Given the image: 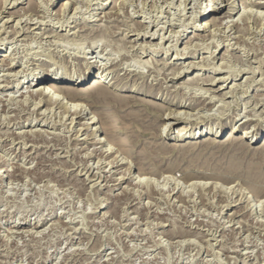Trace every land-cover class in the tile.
Masks as SVG:
<instances>
[{"label": "rangeland", "instance_id": "rangeland-1", "mask_svg": "<svg viewBox=\"0 0 264 264\" xmlns=\"http://www.w3.org/2000/svg\"><path fill=\"white\" fill-rule=\"evenodd\" d=\"M233 1L237 25L204 33L211 6L225 16L232 0H8L0 12V60L29 75L8 78L12 72L0 67V86L9 87L0 89V264H264V207L256 204L264 202V26L256 24L264 8ZM98 70L121 96L108 109L88 103L110 130L100 139L148 173V187L116 165L111 177L110 159L83 139L87 133L59 110L36 106V82ZM221 84L228 87L214 92L217 102L207 108L205 90ZM159 86L169 92L157 103L184 121L141 103ZM132 88L142 95L132 96ZM220 124L222 136L204 143ZM234 126L238 136L261 131L258 141L248 147L229 139ZM188 130L196 139L184 142Z\"/></svg>", "mask_w": 264, "mask_h": 264}, {"label": "bare ground", "instance_id": "bare-ground-1", "mask_svg": "<svg viewBox=\"0 0 264 264\" xmlns=\"http://www.w3.org/2000/svg\"><path fill=\"white\" fill-rule=\"evenodd\" d=\"M16 1V0H14ZM140 1V0H139ZM229 0H227L228 2ZM18 2V0H17ZM128 2V1H127ZM216 2V1H215ZM222 1H220L219 3H215L216 6L220 5ZM250 4H253L257 7H261V8H264V2H260L258 0H249ZM249 2H247L249 4ZM8 3V0H0V6H1V9H0V12H5V10L3 8L6 9L5 5ZM10 3V1H9ZM110 3H113L112 1ZM234 3V1L232 0V2H230V5H228V11L226 12L225 16H221L222 15V11L218 14V10L219 8H213L211 6V10H213V12L209 15V24H205V26H203L201 28V32H204V33H207V32H210L211 28L212 27H215L214 29L215 30H221V29H225L228 27V29H232L231 27H234L235 25H237V20L234 19L233 15H237L238 12H236V10L238 9V7L236 8L235 6H232L231 4ZM67 5H71V2H67V3H63L62 5V8L61 9H65L67 8L66 6ZM209 5V4H208ZM101 7L102 4H101ZM222 7V6H221ZM224 7V6H223ZM244 7L246 8V5H244ZM249 7V6H247ZM168 8V7H167ZM244 8V9H245ZM247 9V8H246ZM29 13V12H28ZM34 13V12H33ZM12 14V13H11ZM32 14V13H31ZM249 14L250 15V12L246 13V15ZM252 14V12H251ZM28 15V14H27ZM109 13H105L104 16H108ZM245 16H242L241 19L244 21H246L248 18H249V15L246 17ZM13 16V15H12ZM28 18V17H27ZM231 19L230 22H227L225 24V26H222L223 25V22L225 19ZM233 18V19H232ZM247 18V19H246ZM255 18H257L255 16ZM21 19V18H20ZM102 19V18H101ZM109 19V18H108ZM29 20V19H28ZM171 20V19H170ZM20 21V20H18ZM17 21V22H18ZM254 21V20H253ZM28 22V21H27ZM255 22H256V19H255ZM9 23V20L6 19L5 21V24ZM174 23V22H173ZM18 24V23H17ZM259 25V27L261 26H264V16L263 17H260L259 19L257 18V23ZM255 24V26H256ZM180 25V24H178ZM209 25V26H208ZM257 25V27H258ZM16 26V25H15ZM158 26V25H157ZM142 27V26H141ZM144 27V26H143ZM142 27V28H143ZM194 27V26H193ZM22 28V27H21ZM142 28H140L142 30ZM27 29V28H26ZM143 29H147V28H143ZM195 30L199 29L197 27H194ZM226 30V29H225ZM256 30V29H255ZM24 31V30H23ZM138 31L140 32V30L138 29ZM27 32V31H26ZM133 32H136V31H133ZM139 32L136 33V36L137 37H145L144 33L143 35L139 34ZM225 31H223L224 33ZM6 33V32H5ZM16 33V32H15ZM212 33V32H211ZM222 33V32H221ZM228 33V32H227ZM133 35V34H132ZM174 35V34H173ZM176 35V34H175ZM197 36H201L199 34H195V37ZM149 37V36H148ZM150 37H153V36H150ZM206 37V35H205ZM139 38V39H141ZM125 39V38H124ZM194 39V38H193ZM168 41V40H167ZM191 44V43H190ZM142 45V44H141ZM140 46V45H139ZM143 46V45H142ZM140 46L141 49H145L147 46ZM151 46V45H150ZM139 47V48H140ZM145 47V48H144ZM158 47V46H157ZM194 47V46H193ZM197 47V46H196ZM216 47V46H215ZM187 48V47H185ZM148 49V48H147ZM152 49V48H151ZM188 49V48H187ZM186 49V50H187ZM139 50V49H138ZM156 50V49H155ZM169 50V49H168ZM183 50V49H182ZM184 51V50H183ZM143 52V51H142ZM176 56H178V52H175ZM181 54V53H180ZM211 54H213L211 52ZM182 56V55H181ZM1 57H4L6 58V56H4V54L1 55ZM180 57V56H179ZM8 59V58H7ZM178 59V57L176 58ZM215 59V58H214ZM13 61V60H12ZM19 62V61H18ZM141 62V61H140ZM165 63V62H164ZM206 63V62H205ZM145 64V63H144ZM204 64V63H203ZM166 65V64H165ZM176 65V64H175ZM189 66H187L188 68L191 67V65H193V63H189L188 64ZM208 65V64H207ZM15 66L16 64H11V63H8L6 61V59H1L0 60V67L1 68H5L6 67V71L8 72H12V75L10 74H5L6 77L10 78L12 77V79H23L24 77L28 76L29 74H25L26 71H15ZM194 67V66H192ZM203 67V66H202ZM215 68V67H214ZM214 68H210L212 69V71L214 70ZM217 69V68H216ZM217 71V70H215ZM219 71V70H218ZM254 71V70H253ZM106 72V71H105ZM135 72V71H134ZM176 72V71H175ZM96 73V72H95ZM94 73V74H95ZM133 73V72H132ZM227 73V72H226ZM21 74H24L23 76H20ZM92 76V74L90 73V71H88L87 73H84L83 75L77 77V78H72V77H65V78H60V77H54V78H45L43 81H47V83L45 82V85H41L39 82H36L34 87H36V96L38 98L37 100V104L36 106L38 105L39 106V109H42L44 106H45V109H47L48 111H58L59 110V114H61V119H63L64 117H66V120L70 121L69 124H73V125H78L80 128L78 129V131H81V132H85L87 133V138H83L84 140L86 139V141L90 142L89 145H92V146H100L99 147V150L101 151V154L105 157V158H108L110 159V161H108V165L106 166V168H109L107 170V173L110 174L111 177L114 176V173L111 172V168H113L112 166L113 165H116V167L118 169H121L122 168H125L122 170V174L125 176H128V177H133L135 176V174L137 173L138 175V184L142 187H148V179L146 178V174L148 173H143L145 171H139L137 170V168L135 167V165L132 166L131 164V161H125L124 159H120L119 156H117L118 154L114 151H112V149H108L106 148V145L104 143H106V139L104 140H101L100 137H105L108 132L110 131L108 128L105 129L103 128L101 122H103L104 119H99L96 114V112L92 111L91 108L92 106L94 105H91V108H90V104L88 105L89 102H92L93 100L94 101H97V104H103L105 108L108 109L109 106H111L109 103V100L113 99L114 101L117 100V98H120L121 96L119 94H117L116 92H113L111 89H110V86H112L113 84L110 85L109 82H105L107 80V78H105L107 75L104 74L103 72H101L100 70L97 71V73ZM137 74V73H136ZM139 74V73H138ZM4 75V74H3ZM34 77H36V74H32ZM106 75V76H105ZM199 76V75H198ZM237 75H233V74H230L229 77L230 78H235ZM93 77V79H92ZM139 77V76H138ZM229 77L225 78H221V79H218V81H221V82H224V84L228 81ZM48 79H50L48 81ZM166 79V78H165ZM213 81L215 80L214 78L212 79ZM198 81H201V84L203 85H214L212 83L208 84V82L200 80L198 79ZM9 83V81H8ZM7 83V84H8ZM198 83V82H196ZM231 82H229L228 84H230ZM228 84L225 86V88H223V84H221L217 90H213V89H207L205 90V93L206 92H210L209 96L206 97L207 101H209V103H207V108H208V105H211L209 107H212L215 106L214 103L216 102H213V98L216 97L214 94L215 93H220V91H223L224 89H226L228 87ZM20 84H17L16 86H13L12 88H17ZM143 85V84H142ZM147 85V84H146ZM216 85V84H215ZM237 85V84H236ZM233 86L230 88V90L228 92H224V93H221V98L220 100H222V98L226 97L227 94L231 93V90H233L234 92V87ZM7 85H1L0 86V89H7ZM240 87V86H239ZM9 88V87H8ZM114 91H119V92H122L124 90L120 89V88H113ZM151 91H148L146 93L143 94V96L145 98H147V100H143L141 101V103H143L145 105V108L147 110H150L152 114H158V115H161V117L165 116V111L166 110H169L170 113H168L165 118L167 119H173L174 123H178L179 121H184L185 118L183 116H180L179 112L176 110H170L169 108H166L165 106L163 105H160L158 104L157 102L158 101H161V102H165V100L167 99V96L162 93L163 91H165L166 93L169 92V90H167L166 87H163V86H159V87H151L150 88ZM201 89V88H200ZM182 90V89H181ZM53 92V94L51 93ZM129 93L133 96V95H139L141 94L140 92H138L136 90V88H132V90L129 91ZM35 94H33V98L35 97L34 96ZM142 95V94H141ZM177 94H173V96H176ZM182 95V94H181ZM183 95H185L183 93ZM182 97H185L183 96ZM202 96V95H201ZM205 96V95H204ZM220 96V95H219ZM136 97V96H135ZM32 98V97H31ZM36 98V99H37ZM200 98V97H199ZM203 98V97H202ZM201 98V99H202ZM8 99V98H7ZM205 99V98H204ZM205 99V101H206ZM14 100V99H13ZM218 100V101H220ZM2 101V100H1ZM0 101V102H1ZM26 101V100H25ZM34 101V100H33ZM122 101V99H121ZM170 101V100H169ZM206 101V102H207ZM9 102V101H8ZM23 102V101H22ZM113 103V102H112ZM111 103V104H112ZM203 103V102H202ZM22 104V103H20ZM219 104V103H218ZM17 105V104H16ZM27 105H28V102H27ZM32 105V104H31ZM34 105V104H33ZM118 105V103H117ZM171 106H175V105H178V106H183L184 104L179 101L178 103H175V102H172L170 101V104ZM199 105V104H198ZM205 106V103L203 104ZM3 106V105H2ZM21 106V105H20ZM30 106V105H28ZM8 107V106H7ZM25 107V106H24ZM190 107V105H189ZM197 107V106H196ZM201 107V106H200ZM4 108V107H3ZM38 108V107H37ZM94 108V107H93ZM195 108V107H194ZM205 108V109H207ZM38 109V110H39ZM202 109V108H201ZM210 109V108H209ZM31 110V109H30ZM61 110V111H60ZM2 111V110H1ZM9 111V110H8ZM7 110H5V113L7 112ZM16 111V110H15ZM18 111V110H17ZM22 111V110H21ZM42 110H40L41 112ZM122 111V110H121ZM35 113V112H34ZM45 114V113H44ZM185 115H187V113H183ZM54 115V114H53ZM238 115V114H237ZM190 116V115H189ZM255 116V115H254ZM102 117V116H101ZM160 117V118H161ZM186 117V116H185ZM60 118V117H59ZM17 119V118H16ZM9 121V120H8ZM18 121V120H17ZM111 125H113L112 127H114L115 123L114 121H110ZM246 121V120H245ZM250 121V120H249ZM7 122V121H6ZM15 122V121H14ZM42 122V121H41ZM108 122V123H109ZM248 122V120H247ZM5 123V122H4ZM3 124V123H2ZM15 124V123H14ZM65 124V123H64ZM247 124V123H246ZM18 125V124H17ZM105 125V124H104ZM166 127H170L168 126L167 124H164ZM163 125V126H164ZM2 126V125H1ZM113 129V128H112ZM185 129H182V131H184ZM261 131H257V130H251L250 133L251 135L248 134H244L243 136H238V133L236 132V129H235V126L233 127V129L231 130L230 134H228V138L229 139H237L241 144L243 145H246L248 147L252 146V143H255L256 141H258L259 139V134H260ZM79 133V132H78ZM222 133H223V126L220 124L219 126H214L212 128H209V132L201 138L202 141L204 143H213V142H216L218 140V137L222 136ZM7 134V132H6ZM9 134V133H8ZM20 134V133H19ZM52 134V133H51ZM99 134H102L101 136H99ZM200 134V133H199ZM11 135V134H10ZM25 135V134H24ZM27 135V134H26ZM36 135V134H35ZM85 135V134H84ZM196 133L195 131L193 130L192 132L190 130L184 132L183 134V137H185V139L183 140L184 142L185 141H192L194 139H196L195 136ZM18 137V136H17ZM28 137H29V134H28ZM42 137V136H40ZM98 137V138H97ZM200 139V138H199ZM26 140V139H25ZM28 140L30 141L31 139L28 138ZM13 141V140H12ZM18 141V140H17ZM182 141V142H183ZM31 142V141H30ZM18 143V142H17ZM202 143V142H201ZM14 144V143H13ZM39 144V143H38ZM31 146V145H30ZM34 146V145H33ZM86 149V148H85ZM29 151V150H28ZM101 156V155H100ZM103 158V157H102ZM3 161V160H2ZM11 164V163H10ZM101 164V163H100ZM19 167V166H18ZM101 167V166H100ZM99 167V168H100ZM0 168H3V165L2 163L0 164ZM95 168V167H94ZM16 169V168H15ZM14 169V170H15ZM2 170V169H1ZM19 170V169H18ZM99 170V169H98ZM103 170V169H102ZM144 170V169H143ZM120 171V170H119ZM18 172V171H17ZM16 172V173H17ZM20 172V171H19ZM24 172H27V171H24ZM32 172V171H31ZM148 172V171H147ZM154 172V171H153ZM4 173H6L4 171ZM23 173V172H22ZM7 174V173H6ZM18 174V173H17ZM16 174V175H17ZM20 174V173H19ZM25 174V173H23ZM34 174V173H33ZM99 174V173H98ZM121 174V173H119ZM22 175V174H21ZM150 175H151V172H150ZM11 176V175H9ZM15 176V175H14ZM163 176V175H162ZM13 177V176H12ZM103 177V176H102ZM123 177V176H121ZM128 177L126 179H128ZM1 178V177H0ZM15 178V177H14ZM18 178V177H17ZM20 178V176H19ZM135 178V177H133ZM162 179V177H159V181ZM123 178H121L122 180ZM136 179V178H135ZM130 180V179H128ZM145 180V182L143 181ZM163 180V179H162ZM115 181H118V178H115ZM165 180L162 181L163 184H165L164 182ZM144 182V183H143ZM160 183V184H162ZM188 184V187H192L191 185V182L188 181L187 182ZM117 185H120V182L119 184ZM165 186H167L165 184ZM187 186V185H186ZM187 187V188H188ZM170 188V187H169ZM168 188V189H169ZM170 190V189H169ZM175 190V189H174ZM126 191V190H124ZM151 192V191H150ZM154 192V191H153ZM151 192V193H153ZM126 193V192H125ZM172 193V191H171ZM153 197V196H152ZM234 202V201H233ZM258 203H261L260 206L264 207V202L261 201V199H259L256 204L257 206ZM262 209V208H261ZM137 213V212H136ZM38 223V222H37ZM124 227V226H123ZM16 228H20L19 226H16ZM14 231V230H13ZM22 232V231H21ZM27 232V231H26ZM29 232V231H28ZM42 232V231H41ZM17 233V232H16ZM24 233V232H23ZM36 233V232H35ZM33 234V232H32ZM20 235V234H19ZM38 235V234H37ZM18 236V235H17ZM201 264V263H200Z\"/></svg>", "mask_w": 264, "mask_h": 264}]
</instances>
